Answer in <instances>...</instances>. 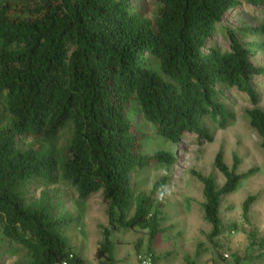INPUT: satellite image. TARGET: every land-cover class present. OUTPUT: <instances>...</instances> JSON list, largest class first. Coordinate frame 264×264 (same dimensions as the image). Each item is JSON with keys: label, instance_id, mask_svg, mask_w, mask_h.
<instances>
[{"label": "trees", "instance_id": "obj_1", "mask_svg": "<svg viewBox=\"0 0 264 264\" xmlns=\"http://www.w3.org/2000/svg\"><path fill=\"white\" fill-rule=\"evenodd\" d=\"M244 6L263 8L264 0H153L149 10L132 0H0V224L3 238L29 256L15 264H85L53 199L28 200L35 180L67 182L79 201L102 193L108 224L95 255L116 264L115 231L147 229L151 240L161 231L164 203L155 192L168 176L149 195L135 194L133 181L136 170L177 162L171 149L150 151L155 140L213 141L210 126L234 119L232 91L253 105L248 114L264 149V65L253 62L264 50V24H225ZM219 32L228 47L217 43ZM25 137L34 145L21 149ZM214 164L222 186L193 172L212 240L222 233L223 197L253 171L239 172L237 154L229 166L222 148ZM254 200L244 202L246 219ZM249 259L235 256L233 264Z\"/></svg>", "mask_w": 264, "mask_h": 264}, {"label": "rangeland", "instance_id": "obj_2", "mask_svg": "<svg viewBox=\"0 0 264 264\" xmlns=\"http://www.w3.org/2000/svg\"><path fill=\"white\" fill-rule=\"evenodd\" d=\"M132 1L145 10L153 7V0ZM225 24L232 27L260 26L264 24V7H241L228 15ZM244 40L251 41L253 37L246 36ZM216 41L223 48L229 46L222 32L218 33ZM253 62L264 65V50L253 58ZM260 93L259 106L263 108L264 87ZM226 95L234 119L224 129L210 126L213 141L201 142L197 135L188 134L175 147L162 140H155L150 145V151L171 149L177 156V162L170 168L153 164L133 173L135 194L149 195L161 178H169L167 184L155 192V197L164 203L161 231L153 240L147 229L123 228L115 231L112 239L118 260L116 264H141L140 255L154 257L157 264H233L235 256L249 257L246 264H264L262 139L251 125L248 111L253 105L247 95L232 91ZM33 145L34 141L25 137L18 146L28 149ZM220 148L229 166L233 165V155L237 154L240 158L239 172L253 171L240 180L234 192L223 197L220 208L222 233L212 240V226L204 217L203 184L193 172L213 175L217 184L222 186L225 177L214 164ZM26 196L32 203L40 202L46 196L51 197L55 216L66 221L65 234L72 252L82 257L85 264H99L95 253L103 239V227L108 224L107 204L101 192L79 201L77 191L67 182L45 184L35 180L27 187ZM249 196H255V200L246 219L243 206ZM27 260V251L21 245L9 243L3 238L0 224V264Z\"/></svg>", "mask_w": 264, "mask_h": 264}, {"label": "built area", "instance_id": "obj_3", "mask_svg": "<svg viewBox=\"0 0 264 264\" xmlns=\"http://www.w3.org/2000/svg\"><path fill=\"white\" fill-rule=\"evenodd\" d=\"M139 260L141 264H157V262L153 259L152 256L140 255ZM55 264H69V261L57 262ZM206 264H212V263L208 262Z\"/></svg>", "mask_w": 264, "mask_h": 264}]
</instances>
